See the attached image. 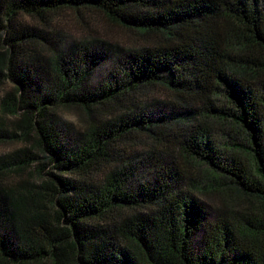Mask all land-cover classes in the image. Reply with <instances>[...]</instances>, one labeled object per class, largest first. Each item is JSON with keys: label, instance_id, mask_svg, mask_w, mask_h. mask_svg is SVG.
<instances>
[{"label": "trees", "instance_id": "obj_1", "mask_svg": "<svg viewBox=\"0 0 264 264\" xmlns=\"http://www.w3.org/2000/svg\"><path fill=\"white\" fill-rule=\"evenodd\" d=\"M83 10L154 40L61 50L19 23ZM6 80L0 144L23 147L0 155V264H264V0H0ZM148 87L174 98L141 106ZM58 108L80 111L81 129ZM194 166L258 206L235 211L212 180L224 207L211 206Z\"/></svg>", "mask_w": 264, "mask_h": 264}, {"label": "rangeland", "instance_id": "obj_2", "mask_svg": "<svg viewBox=\"0 0 264 264\" xmlns=\"http://www.w3.org/2000/svg\"><path fill=\"white\" fill-rule=\"evenodd\" d=\"M48 21L49 24L47 27H44L40 26L36 20L28 17H21L19 19V23L22 25H35L38 30L45 34V36H48L54 42H58V48L61 50L67 49L71 43L75 42V40H80L89 36L102 40L109 45H117L118 47H137L144 44L146 40L149 42L154 40V38L143 37L136 32L122 28L121 26L111 22L101 13L93 10H83L80 14L76 13V11H59L48 16ZM110 58L94 72L91 77L92 84L101 80L113 67V59ZM0 87L1 97L4 91L11 88V83L6 80ZM141 93L142 94L138 96L139 100L137 102H139L141 106L148 104L151 108L157 106L160 107L162 103H168V101H172L174 98L170 91L160 87H148ZM55 115L60 125L72 127L74 130L81 129L82 121L80 111L71 108H58ZM5 120L7 123L11 121L10 118H5ZM214 130L217 132V139H220L221 134L223 133L222 127L220 128L219 126H215ZM144 141L143 137H139L136 143L131 145V147L126 144L122 145L121 148L139 150L146 147V144H143ZM22 147L23 145L17 139L12 141L10 139L5 140L0 144V155L13 153ZM237 157L244 161L246 167L250 168V170L254 173L255 169L253 167V159L251 155L239 153ZM44 164H46L44 174L52 172L51 166L48 162L45 161ZM27 175L28 174L24 175L25 179L29 178ZM191 177L195 178L197 182H200L202 184V188H204L203 185H206L207 188L203 189V193L201 194L204 201L215 208L224 207V201L220 200L221 195L214 190V184L211 183V180L213 182L214 180L210 174L208 175L204 168L194 166L192 168ZM35 179L38 181L37 178ZM218 182V184L214 182L215 185L224 184L222 185L221 193L225 196V198L231 197L233 199H230V202L235 204V206L232 207L235 211H241L246 214L254 207L258 206V203L252 199L243 197L241 194L236 193L234 189H228L226 187L228 185V180L222 177Z\"/></svg>", "mask_w": 264, "mask_h": 264}]
</instances>
